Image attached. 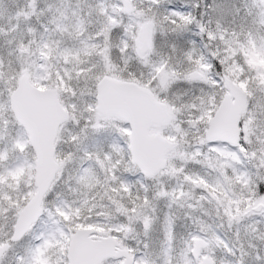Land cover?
Here are the masks:
<instances>
[{
    "label": "snow or ice",
    "instance_id": "obj_1",
    "mask_svg": "<svg viewBox=\"0 0 264 264\" xmlns=\"http://www.w3.org/2000/svg\"><path fill=\"white\" fill-rule=\"evenodd\" d=\"M0 264H264V0H0Z\"/></svg>",
    "mask_w": 264,
    "mask_h": 264
}]
</instances>
